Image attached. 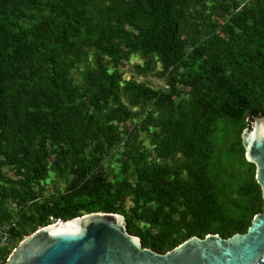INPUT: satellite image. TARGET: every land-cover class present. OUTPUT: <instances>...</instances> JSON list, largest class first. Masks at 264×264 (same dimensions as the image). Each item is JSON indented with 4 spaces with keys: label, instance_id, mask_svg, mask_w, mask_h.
<instances>
[{
    "label": "trees",
    "instance_id": "1",
    "mask_svg": "<svg viewBox=\"0 0 264 264\" xmlns=\"http://www.w3.org/2000/svg\"><path fill=\"white\" fill-rule=\"evenodd\" d=\"M135 55L133 75L158 65L162 86L121 78ZM252 114L264 115V0H0L9 249L96 211L158 253L244 232L263 207L240 138Z\"/></svg>",
    "mask_w": 264,
    "mask_h": 264
},
{
    "label": "water",
    "instance_id": "2",
    "mask_svg": "<svg viewBox=\"0 0 264 264\" xmlns=\"http://www.w3.org/2000/svg\"><path fill=\"white\" fill-rule=\"evenodd\" d=\"M240 138L263 205L244 232L190 236L158 253L126 231L122 215L96 211L38 227L11 249L5 264H264V115L248 117Z\"/></svg>",
    "mask_w": 264,
    "mask_h": 264
},
{
    "label": "rangeland",
    "instance_id": "3",
    "mask_svg": "<svg viewBox=\"0 0 264 264\" xmlns=\"http://www.w3.org/2000/svg\"><path fill=\"white\" fill-rule=\"evenodd\" d=\"M212 21L214 23H220V24L222 23V21L219 20L218 18H216L215 16L212 18ZM215 32H217L221 36L224 35V31H223L222 27L216 28ZM140 62H141V59H139V56H136V55L132 56L129 61H124L123 65L121 66V71H122L121 78H130L131 76H134L133 72L130 69V63L134 64V63H140ZM81 69H82V66H80L77 70L73 69L70 72V74L72 75V77H75V79H76L77 76L79 75V72ZM157 69H158V65H155L152 70L147 71L146 73H141V74L135 75L134 78H136L138 80H142L151 86H156V85L162 86L163 85L162 79H160L154 75V72ZM141 141H142V143H146V141H144V140H141ZM113 164H116V162H114ZM9 175H10V173H9ZM53 185H55V184L51 181V179H48V178L45 181L41 182V184L39 186L40 188L38 189L39 195L49 194L51 192L50 190H51V187Z\"/></svg>",
    "mask_w": 264,
    "mask_h": 264
},
{
    "label": "built area",
    "instance_id": "4",
    "mask_svg": "<svg viewBox=\"0 0 264 264\" xmlns=\"http://www.w3.org/2000/svg\"><path fill=\"white\" fill-rule=\"evenodd\" d=\"M7 234L5 231H0V264H5L6 258L11 251L12 248L9 249L7 243H6ZM9 249V252L4 256L3 249Z\"/></svg>",
    "mask_w": 264,
    "mask_h": 264
}]
</instances>
